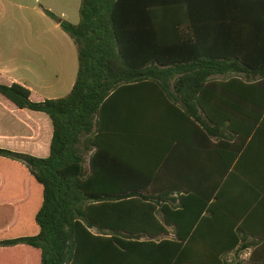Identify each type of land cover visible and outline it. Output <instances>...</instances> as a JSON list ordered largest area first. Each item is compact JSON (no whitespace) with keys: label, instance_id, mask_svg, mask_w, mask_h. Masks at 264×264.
<instances>
[{"label":"trees","instance_id":"1","mask_svg":"<svg viewBox=\"0 0 264 264\" xmlns=\"http://www.w3.org/2000/svg\"><path fill=\"white\" fill-rule=\"evenodd\" d=\"M45 12L79 70L58 99L0 83L1 97L53 126L48 157L0 148V264H264L231 185L249 137L264 136V0H82L77 25ZM139 86L162 89L218 139L219 176L213 161L197 189L101 190L104 107ZM250 250L247 263L228 261Z\"/></svg>","mask_w":264,"mask_h":264},{"label":"crops","instance_id":"2","mask_svg":"<svg viewBox=\"0 0 264 264\" xmlns=\"http://www.w3.org/2000/svg\"><path fill=\"white\" fill-rule=\"evenodd\" d=\"M57 25L60 27L58 22ZM30 63L0 59V83L24 85L32 91L33 100L41 91L46 94L37 101L58 99L56 96L48 98V95H57L58 87L53 82L47 83V78L34 71ZM59 70L63 77L64 61L60 69L57 66L53 71L48 67L46 73L55 72L58 79ZM78 70L77 52L76 79ZM32 78L40 83L34 84ZM49 88L52 91L47 93ZM103 126L104 132L98 141L100 147L94 150L99 156L95 167L103 191H187L197 189L194 185L197 177L208 174L210 162H216L217 175L223 171L217 156L215 160L210 154L219 150L218 139L212 138L210 143L202 127L194 124L159 87L119 90L104 107ZM52 136L53 126L47 115L19 110L6 99H0V146L8 145L20 151L24 144L27 153L45 158L49 156ZM87 169L92 174L89 160ZM231 172L234 199L240 202V209L248 207L245 214L250 215V219L246 229L253 236L251 239L264 240V136L249 137L244 150L234 160ZM225 181L224 178L222 184Z\"/></svg>","mask_w":264,"mask_h":264},{"label":"rangeland","instance_id":"3","mask_svg":"<svg viewBox=\"0 0 264 264\" xmlns=\"http://www.w3.org/2000/svg\"><path fill=\"white\" fill-rule=\"evenodd\" d=\"M81 5L82 0H0V59L17 63L24 60L31 62L34 71L47 78V83L53 82L58 87L57 95H48V98L65 97L72 89L76 80L77 49L72 39L45 10L77 25L81 19ZM62 61L65 66L63 77L60 70L58 79L55 78V72L52 75L46 73L48 67L53 71H56L57 66L60 69ZM31 80L36 85L40 83L39 80ZM46 91L48 93L52 89ZM41 92L34 96L36 101L46 94ZM0 99L4 98L0 96ZM10 118L13 120L12 116ZM21 146L23 149L20 151L8 145L0 148L27 153L24 144ZM86 167L88 168V163ZM227 258L229 262L236 260L247 263L249 255L242 253L236 257L233 254Z\"/></svg>","mask_w":264,"mask_h":264}]
</instances>
